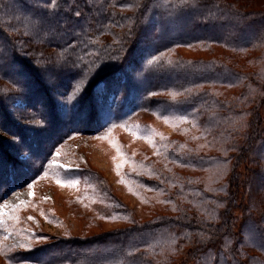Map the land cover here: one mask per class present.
Returning a JSON list of instances; mask_svg holds the SVG:
<instances>
[{
  "label": "trees",
  "instance_id": "1",
  "mask_svg": "<svg viewBox=\"0 0 264 264\" xmlns=\"http://www.w3.org/2000/svg\"><path fill=\"white\" fill-rule=\"evenodd\" d=\"M171 106L192 124L119 150L140 212L87 171L83 234L28 256L0 227V264H264V0H0V204L28 181L22 124L91 138ZM19 211L51 220L38 200ZM21 220L6 225L19 238Z\"/></svg>",
  "mask_w": 264,
  "mask_h": 264
},
{
  "label": "rangeland",
  "instance_id": "2",
  "mask_svg": "<svg viewBox=\"0 0 264 264\" xmlns=\"http://www.w3.org/2000/svg\"><path fill=\"white\" fill-rule=\"evenodd\" d=\"M154 35L155 24L150 23L142 35L143 43L140 44L138 58L144 57L145 43ZM124 77L128 81V78L133 75L127 73ZM146 85L143 83L144 87ZM122 98L121 101H123ZM17 105H22V102H18ZM71 115L72 113H68V117ZM144 117L146 118L129 120L102 136L91 138L77 132V130L86 129L84 123H78L77 126L68 124L72 128H68L70 130L67 132L68 129L65 126L60 133L43 129L38 126L41 124L37 121L22 124L25 125L23 129L27 132V144L32 150L27 152L26 147L19 146L12 152L16 154L17 161L26 168L28 181L14 184V180L11 179L10 192L0 204V227L4 228L6 239L13 241L16 246L21 245L19 249L23 255L30 256L31 250L50 244L55 237L63 240L67 236L76 237L83 234L85 220L79 215L84 211L75 209L74 205L79 200L84 201L85 204L94 200L90 194L91 187L87 171L104 175L111 182L121 201L140 212V202L130 194L118 177L117 165L120 160L121 145L129 150L151 152L155 150V141L160 135L172 136L178 127L192 124V119L182 106L159 108L154 115ZM67 122H69L68 119ZM38 135L40 137L37 138ZM0 139L8 145L13 142L6 136ZM41 139L43 141L39 143ZM44 154L46 160L43 162ZM262 182L264 183L260 181L258 186L263 185ZM36 200L45 204V209L51 212V220L48 219V222L40 218L43 221L41 222L31 214H23L19 211L23 203ZM20 218L26 221L25 230L29 235L19 238L11 235L6 225L16 219H18L17 222H22ZM106 226L104 230L116 227L115 225ZM23 245L25 247H22Z\"/></svg>",
  "mask_w": 264,
  "mask_h": 264
},
{
  "label": "snow or ice",
  "instance_id": "3",
  "mask_svg": "<svg viewBox=\"0 0 264 264\" xmlns=\"http://www.w3.org/2000/svg\"><path fill=\"white\" fill-rule=\"evenodd\" d=\"M50 2H51V0H50ZM80 89H79V86H77V91H79Z\"/></svg>",
  "mask_w": 264,
  "mask_h": 264
}]
</instances>
